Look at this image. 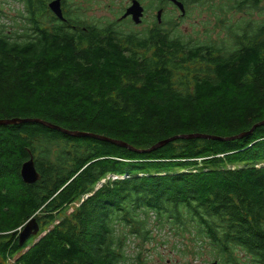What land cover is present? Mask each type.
Returning a JSON list of instances; mask_svg holds the SVG:
<instances>
[{
    "label": "trees",
    "instance_id": "1",
    "mask_svg": "<svg viewBox=\"0 0 264 264\" xmlns=\"http://www.w3.org/2000/svg\"><path fill=\"white\" fill-rule=\"evenodd\" d=\"M17 1L20 21L0 24V120L136 149L241 136L136 152L35 122L0 125V264H122L127 235L148 238L152 223L207 239L220 260L242 251L264 264V124L249 132L264 120V21L189 45L170 21L132 32L126 19L86 21L72 0H61L63 20L48 0ZM29 156L33 184L20 177ZM31 217L39 237L20 245Z\"/></svg>",
    "mask_w": 264,
    "mask_h": 264
},
{
    "label": "rangeland",
    "instance_id": "2",
    "mask_svg": "<svg viewBox=\"0 0 264 264\" xmlns=\"http://www.w3.org/2000/svg\"><path fill=\"white\" fill-rule=\"evenodd\" d=\"M49 1V0H48ZM47 1V2H48ZM75 4L82 5L83 17L88 22L101 24L117 20L129 5L130 0H72ZM144 7V16L139 24H134L127 19L123 28L126 31L141 32L147 24L155 21L156 12L162 9L160 22L164 24L175 23L174 33L191 44H219L226 38L225 26L227 23L264 21V1L254 9L237 6L241 0H187L184 5L185 14L170 2L165 0H139ZM182 1V0H181ZM23 5L17 0H0V24L5 27L19 22ZM163 15V16H162ZM194 68V63H189ZM108 141V140H104ZM104 180V179H102ZM40 215L36 212L34 215ZM22 223L21 228L26 224ZM148 238L127 235L124 243L125 260L122 264H211L216 260L218 264H250L251 256L242 251H235L232 258L220 260L213 246L206 239L195 242L185 234L183 237L168 231L167 228L159 229L155 223L149 225ZM20 229V231L22 230ZM35 236V235H32ZM34 239V242L37 240ZM196 251L200 253L195 254Z\"/></svg>",
    "mask_w": 264,
    "mask_h": 264
},
{
    "label": "water",
    "instance_id": "3",
    "mask_svg": "<svg viewBox=\"0 0 264 264\" xmlns=\"http://www.w3.org/2000/svg\"><path fill=\"white\" fill-rule=\"evenodd\" d=\"M174 4L180 11L182 15H184V6L180 0H167ZM47 6L49 10L55 15L56 18L59 20H63V13H62V8H61V0H50L47 3ZM162 9H158L156 12V18L158 22H160V17H161ZM144 15V7L141 5V3L138 0H131L130 4L126 7L125 11L121 15V19L126 18L129 16L131 18V21L134 24H139L142 21V17ZM23 122H35L39 123L41 125L54 128L57 130H60L66 134L72 135V136H88L92 138H97L101 140H108L113 143L119 144L121 146H125L131 150H134L136 152H144V151H149L151 149H154L156 147H159L169 141H172L174 139H184V138H210V139H216V140H232L235 138H239L241 135H236V136H231V137H220V136H212L208 134H201V133H192V134H181V135H176L169 137L163 141H160L156 144H154L152 147L148 149H136L133 148L131 145L127 144L126 142L120 141V140H113L105 136L97 135V134H92L88 132H77V131H67L64 130L58 126H55L51 123L45 122L43 120L37 119V118H24V119H19V118H13V119H5V120H0V125H8V124H16V123H23ZM264 124V120L258 122L252 128L250 129L249 132H251L257 125H262ZM20 177L23 183L25 184H33L39 179V173L36 170L34 160L32 156H29L28 159L22 162L21 167H20ZM39 224L36 220L35 217H31L27 220L25 226L21 231L18 233V242L20 245H22L30 236L32 235H37L39 231ZM211 264H217V261H212Z\"/></svg>",
    "mask_w": 264,
    "mask_h": 264
},
{
    "label": "bare ground",
    "instance_id": "4",
    "mask_svg": "<svg viewBox=\"0 0 264 264\" xmlns=\"http://www.w3.org/2000/svg\"><path fill=\"white\" fill-rule=\"evenodd\" d=\"M38 41V40H37ZM197 48V47H196ZM200 71V70H199ZM190 146V145H189ZM204 149V148H203ZM204 150H206V149H204ZM211 150V149H210ZM220 150V149H219ZM205 152V151H204ZM200 154V153H199ZM251 157V156H250ZM214 159V158H213ZM248 159V158H247ZM207 161V160H206ZM193 163H195V162H193ZM115 180V179H114ZM77 185V184H76ZM97 193V192H96ZM22 229V228H21Z\"/></svg>",
    "mask_w": 264,
    "mask_h": 264
},
{
    "label": "flooded vegetation",
    "instance_id": "5",
    "mask_svg": "<svg viewBox=\"0 0 264 264\" xmlns=\"http://www.w3.org/2000/svg\"><path fill=\"white\" fill-rule=\"evenodd\" d=\"M126 19H130V17H127Z\"/></svg>",
    "mask_w": 264,
    "mask_h": 264
}]
</instances>
